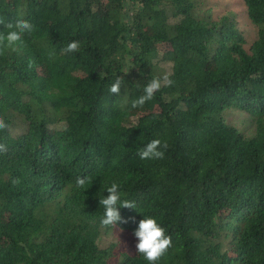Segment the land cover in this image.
I'll use <instances>...</instances> for the list:
<instances>
[{"label": "trees", "instance_id": "1", "mask_svg": "<svg viewBox=\"0 0 264 264\" xmlns=\"http://www.w3.org/2000/svg\"><path fill=\"white\" fill-rule=\"evenodd\" d=\"M207 3L0 0V19L34 26L0 55V264H149L134 236L143 216L172 238L157 264H264V0H245L259 25L249 47ZM72 41L79 51L63 53ZM164 75L171 86L131 108ZM153 139L164 157L141 159ZM113 182L136 205L115 228L99 203Z\"/></svg>", "mask_w": 264, "mask_h": 264}, {"label": "clouds", "instance_id": "2", "mask_svg": "<svg viewBox=\"0 0 264 264\" xmlns=\"http://www.w3.org/2000/svg\"><path fill=\"white\" fill-rule=\"evenodd\" d=\"M0 24H5L7 34L0 32V55L4 54L6 49L15 50V46L22 44L23 34L31 33L34 26L26 20H17L14 24L0 19ZM80 42L72 41L62 49L63 53H74L79 51ZM172 80L168 75L163 77H153L143 89V95L137 100L133 101L131 108L135 109L142 107L147 101L153 99L155 93L161 89L162 86H171ZM123 84V78L117 76L115 82L110 86L109 92L114 95H119ZM8 127L5 120L0 117V130ZM167 142H162L161 139H153L147 143L138 155L141 159H162L164 157V151L167 149ZM7 147L4 144H0V152H6ZM88 177H77L75 186L77 188H84L88 182ZM18 179L14 180V184H18ZM120 185L113 182L110 187L107 188L108 195L99 200V203L104 208L103 217L100 223L105 226H111L115 228L119 223H126L122 221L120 207L135 208L136 205L130 200H123L121 203ZM144 218L139 221V226L134 232V236L137 238L136 250L140 256L149 262V264H157L161 260L168 249L172 247V238L167 234L164 227L157 221L155 217L143 216ZM123 231V229H121Z\"/></svg>", "mask_w": 264, "mask_h": 264}, {"label": "rangeland", "instance_id": "3", "mask_svg": "<svg viewBox=\"0 0 264 264\" xmlns=\"http://www.w3.org/2000/svg\"><path fill=\"white\" fill-rule=\"evenodd\" d=\"M207 8L211 9L214 16H219L223 13L232 14L234 19L236 20L238 27L243 31L247 42L246 47H249L250 43L258 36L259 32V25L255 24L249 17L247 13V7L245 0H206ZM227 120L230 123H234L240 126L242 129L246 131V133L251 134L255 131V125L252 122L251 117L246 114V112L227 108L226 110ZM113 238L116 239L118 242V247L123 248L128 246L126 242L128 239L126 234L116 232L113 235Z\"/></svg>", "mask_w": 264, "mask_h": 264}]
</instances>
